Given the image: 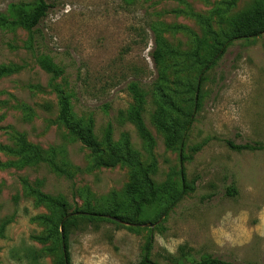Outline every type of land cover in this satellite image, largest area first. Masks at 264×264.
<instances>
[{
	"label": "rangeland",
	"instance_id": "obj_1",
	"mask_svg": "<svg viewBox=\"0 0 264 264\" xmlns=\"http://www.w3.org/2000/svg\"><path fill=\"white\" fill-rule=\"evenodd\" d=\"M45 1L52 8L34 35L0 21V66L17 69L0 79V264H61L65 251L70 264H197L204 256L264 264V150L227 145H264V34L221 53L235 18L262 0ZM37 2L0 0V17ZM41 58L57 68L56 80ZM132 82L145 94L154 147L128 119ZM55 87L69 95L76 120L93 121L100 141L112 128L105 157L127 154L135 167H95L90 149L58 121ZM158 120L177 123L173 146ZM21 137L68 175L46 162L14 165L9 150ZM137 168L167 192L139 216L127 194ZM35 191L66 200L69 215L89 209L137 222L78 219L65 237Z\"/></svg>",
	"mask_w": 264,
	"mask_h": 264
},
{
	"label": "trees",
	"instance_id": "obj_2",
	"mask_svg": "<svg viewBox=\"0 0 264 264\" xmlns=\"http://www.w3.org/2000/svg\"><path fill=\"white\" fill-rule=\"evenodd\" d=\"M235 0L230 3L231 6H234ZM52 7L45 0H38L37 4L34 5L30 12L23 11V14H17V17L12 19H5L0 17V21L8 26H21L27 29L31 35H34L35 29L39 26L41 21L47 16L49 10ZM209 30L210 25L208 21H203ZM264 34V0L258 3L257 6L244 13L241 16L235 18L233 22L232 30L227 34L226 43L222 44L221 53L223 54L229 42L235 39H251L256 38ZM34 37V36H33ZM154 58L157 66L160 64L161 53L157 50L154 53ZM41 67L53 76V80H56L59 76L57 68L49 63L43 58L39 59ZM17 69L9 68L5 66H0V79L11 76ZM55 91L58 94L59 98V113L58 121L60 124L65 127L70 135H72L76 140L81 142L84 146L90 149L92 156L94 157L95 167L101 168H111L115 167L118 164H125L129 167H135L132 163V158L127 154L122 155L110 151L109 157H105L106 149L102 147L103 144L111 145L112 142V128L109 127L106 131L103 141H100L94 133V124L93 121H89L87 125H84L83 121L76 120L72 113V107L70 103V97L64 91L55 87ZM130 91L133 95L134 103L131 105L128 110V119L134 123L139 131L142 139L148 144L149 147L155 146V139L151 132L148 130L143 114L145 112V94L141 90L140 86L136 82L130 84ZM157 127L161 130L166 136L168 143L173 146L176 140H179V129L178 125L175 122L166 124L161 120L156 122ZM227 145L238 151H255V150H264V145L262 144H243L236 145L232 141H227ZM9 153L19 157L14 165H29L36 164L40 162L48 163L55 172L60 174L68 175V171L63 169L58 165L55 160L46 159L43 155V150L39 147H36L30 144L25 138H19L17 142L16 149H10ZM111 157V158H110ZM134 170V182L131 183L127 188V194L131 202V206L135 208L136 216L140 215L142 208L145 205L152 203H157L161 199L164 192H166V186H161L156 183L152 177L149 170L144 171L141 168L133 169ZM230 194H233L229 190ZM167 194V192H166ZM38 202L47 205L52 211L57 215L59 222L62 224V228L65 230V237L67 236L68 226L75 220H83L92 222H109L113 223L116 226H121L120 224H134L137 221L134 219V215L131 217L120 216L116 213H109L105 215L104 213H95L89 209L79 212L76 210L75 213L69 215L68 204L63 198H54L39 191L32 192ZM175 198V197H174ZM110 216V217H106ZM48 224H54V221L49 218L43 219ZM137 226V225H135ZM67 249V248H66ZM35 262V260H34ZM61 264H70V261L67 257L66 251L63 252ZM140 264H156L151 261L148 257H143L140 261ZM197 264H233L230 262L223 261L214 256H204L201 258Z\"/></svg>",
	"mask_w": 264,
	"mask_h": 264
},
{
	"label": "water",
	"instance_id": "obj_3",
	"mask_svg": "<svg viewBox=\"0 0 264 264\" xmlns=\"http://www.w3.org/2000/svg\"><path fill=\"white\" fill-rule=\"evenodd\" d=\"M145 226H148V227H151V228H152L154 225H152V224H148V225H145Z\"/></svg>",
	"mask_w": 264,
	"mask_h": 264
}]
</instances>
